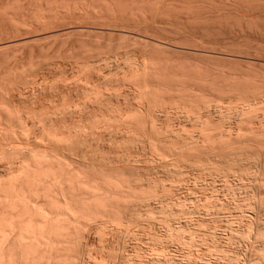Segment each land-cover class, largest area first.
I'll return each instance as SVG.
<instances>
[{"label": "rangeland", "instance_id": "obj_1", "mask_svg": "<svg viewBox=\"0 0 264 264\" xmlns=\"http://www.w3.org/2000/svg\"><path fill=\"white\" fill-rule=\"evenodd\" d=\"M0 132V264H264V0H0Z\"/></svg>", "mask_w": 264, "mask_h": 264}, {"label": "bare ground", "instance_id": "obj_2", "mask_svg": "<svg viewBox=\"0 0 264 264\" xmlns=\"http://www.w3.org/2000/svg\"><path fill=\"white\" fill-rule=\"evenodd\" d=\"M144 69H145V68H144ZM142 109H143V108H142ZM65 131H66V130H65ZM65 131H63V132H65ZM68 131H69V130H68ZM0 133H1V132H0ZM54 134H55V133H54ZM61 134H62V133H61ZM56 135H57V134H56ZM59 135H60V134H59ZM54 136H55V135H54ZM54 136H53V137H54ZM65 136H66V135H65ZM48 137H49V136H48ZM57 137H58V136H57ZM59 137H60V136H59ZM60 138H62V137H60ZM60 138H59V139H60ZM66 138H67V137H66ZM72 138H73V137H72ZM75 138H76V137H75ZM76 139H77V138H76ZM83 139H84V138H83ZM54 140H55V139H54ZM74 140H75V139H74ZM151 140H152V139H151ZM205 141H207V140H205ZM56 142H57V141H56ZM75 142H76V141H75ZM53 143H54V142H53ZM62 143H63V141H62ZM76 143H77V142H76ZM58 144H59V143H58ZM58 144H57V145H58ZM73 144H74V142H73ZM78 144H79V143H78ZM85 144H86V143H85ZM64 145H65V144H64ZM66 145H67V143H66ZM102 145H103V144H102ZM54 146H55V145H54ZM176 146H177V145H176ZM57 147H58V146H57ZM66 147H67V146H66ZM74 147H75V146H74ZM99 147H100V146H99ZM168 147H169V146H168ZM71 148H72V147H71ZM180 148H181V147H180ZM180 148H179V150H180ZM182 148H184V147L182 146ZM190 148H191V147H190ZM73 149H74V148H73ZM80 149H82V148H80ZM80 149H79V150H80ZM57 150H59V149H57ZM168 150H169V149H168ZM181 150H182V149H181ZM185 150H186V149H185ZM190 150L193 151L194 149H190ZM182 151H183V150H182ZM44 152H45V151H44ZM184 152H186V151H184ZM188 152H189V151H188ZM185 154H186V153H185ZM84 155H85V154H84ZM186 155H187V154H186ZM91 156H92V155H91ZM123 157H124V156H123ZM193 157H194V156H193ZM91 158H92V157H91ZM94 158H95V157H94ZM20 169H21V168H20ZM5 186H6V185H5ZM6 187H7V186H6ZM7 188H10V186L7 187ZM0 191H1V190H0ZM5 191H6V190H5ZM0 193H1V192H0ZM6 193H7V192H6ZM3 195H5V194L3 193ZM12 227H13V226H12ZM0 228H1V227H0ZM7 228H8V227H7ZM13 228H14V227H13ZM21 229H22V228H21ZM0 230H1V229H0ZM8 230H9V229H8ZM12 230H13V229H12ZM18 230H19V229H18ZM3 231H5V230H3ZM14 231H15V230H14ZM20 231H21V230H20ZM8 232H9V231H8ZM29 232H30V231H29ZM4 233H5V232H4ZM6 233H7V232H6ZM6 233H5V235H6ZM10 233H11V232H10ZM2 234H3V233H1V235H2ZM31 234H32V233H31ZM34 234H35V233H34ZM34 234H33V235H34ZM3 235H4V234H3ZM3 235L0 236V241H1V242H2V240H4L5 238H7V236L10 235V234L6 235L5 238H4ZM12 235H13V233H12ZM37 235H38V234H37ZM28 236H29V235H28ZM38 236H39V235H38ZM40 236H41V235H40ZM15 237H16V235H15ZM20 237H21V236H20ZM25 237H26V235H25ZM29 237L32 238L31 236H29ZM43 237H44V236H43ZM43 237H40V238H43ZM45 237H46V236H45ZM56 237H57V236H56ZM34 238H36V237L34 236ZM57 238H58V237H57ZM16 239H17V238H16ZM18 239H19V238H18ZM43 239H44V238H43ZM29 240H30V239H29ZM41 240H42V239H41ZM4 241H5V240H4ZM8 241H9V240H8ZM12 241H13V240H12ZM35 241H37V239H36ZM44 241H45V240H44ZM44 241H43V242H44ZM13 242H14V241H13ZM15 242H16V241H15ZM38 242H39V241H38ZM38 242H36V244H37ZM40 242H41V241H40ZM4 243L6 244V242H4ZM4 243H3V244H4ZM18 243H19V242H18ZM8 244H9V243H8ZM12 244H13V243H12ZM14 245H15V244H14ZM2 246H4V245H2ZM8 246H9V245H8ZM9 247H10V246H9ZM9 247H5V248H6V249H9ZM13 247H14V246H13ZM3 248H4V247H3ZM3 248H2V249H3ZM9 250H11V249H9ZM21 250H22V249H21ZM0 251H1V247H0ZM3 251H4V249H3ZM3 251H2V252H3ZM5 252H6V250H5ZM7 252H8V251H7ZM7 252H6V253H7ZM24 252H25V250H24ZM24 252H23V253H24ZM11 254H12V253H11ZM11 254H10V255H11ZM24 254H25V253H24ZM26 254H27V253H26ZM10 255H9V256H10ZM21 255H22V254H21ZM23 256H24V255H23ZM25 257H26V256H25ZM0 261H1V260H0ZM8 261H9V259H8ZM25 261H26V260H25ZM1 262H2V261H1ZM27 262H28V261H27ZM4 263H6V262H4ZM32 263H33V262H32ZM59 263H60V262H59Z\"/></svg>", "mask_w": 264, "mask_h": 264}]
</instances>
